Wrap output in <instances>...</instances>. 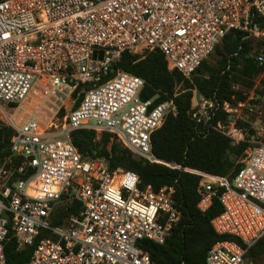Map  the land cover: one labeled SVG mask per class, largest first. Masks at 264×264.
Instances as JSON below:
<instances>
[{
    "label": "built area",
    "instance_id": "built-area-1",
    "mask_svg": "<svg viewBox=\"0 0 264 264\" xmlns=\"http://www.w3.org/2000/svg\"><path fill=\"white\" fill-rule=\"evenodd\" d=\"M233 30L264 41V0H0V114L13 129L12 156L0 169V264H8L12 238L18 250L33 248L24 264H153L143 243L166 244L180 222L176 189L142 188L135 172L84 157L71 134H111L133 155L181 169L152 152L153 134L177 115L174 101L143 100L145 81L111 77L112 66L125 51L158 49L191 79ZM255 58L264 71V48ZM82 95L79 107L60 115ZM48 98L62 105L42 126L37 113ZM193 102L195 119L248 144L233 179L184 169L201 177L198 209L218 199L223 210L212 227L233 238L216 242L206 264H261L248 255L264 239V140L214 125L217 104L197 90ZM223 110L229 114V103ZM16 173L25 179L13 181ZM65 203L80 211L56 226Z\"/></svg>",
    "mask_w": 264,
    "mask_h": 264
},
{
    "label": "trees",
    "instance_id": "trees-1",
    "mask_svg": "<svg viewBox=\"0 0 264 264\" xmlns=\"http://www.w3.org/2000/svg\"><path fill=\"white\" fill-rule=\"evenodd\" d=\"M244 38L239 30L229 33L222 40V46L215 48L221 57L219 64L211 66L205 61L191 79L178 69L170 68L165 55L158 49L125 51L112 66L111 77L126 72L145 81L143 100H154V105L174 101L177 115L169 116L164 126L153 134L152 152L157 160L181 169L137 157L111 134L104 133L99 139L93 131L77 130L71 134L73 145L84 157L105 158L115 171L135 172L142 188L151 186L155 191L164 187L176 189L174 198L182 212L180 222L173 228L166 244L143 243L153 264H206L208 251L216 242L233 240L229 236L217 235L212 227V220L223 210L219 200L215 199L207 212H201L198 209L202 198L201 177L184 169L228 176L230 179L241 169L242 164L238 161L243 158L248 144H235L233 139L195 119L193 100L195 90L204 98L212 99L217 104L212 123L228 125L230 115L223 110L224 103L237 106L248 98L247 93L236 90L235 85H244L251 90L254 79L262 71L255 54L264 48V41ZM179 86L180 90L177 89ZM260 94L263 95L262 92ZM83 97L76 101L74 109L79 107ZM64 114L62 109L60 115ZM245 126L249 128L246 133L243 132ZM234 133L241 137L254 133V130L251 124L240 120ZM12 135L13 129L0 121V164L12 156ZM16 163L19 165L21 161L16 160ZM21 179L25 177L17 173L12 178L13 181ZM79 211L78 203L61 205L56 211L54 225H61L68 216ZM5 252L8 264H24L33 248L18 250L17 242L12 238L6 244ZM248 256L254 261L264 257V239L250 250Z\"/></svg>",
    "mask_w": 264,
    "mask_h": 264
},
{
    "label": "rangeland",
    "instance_id": "rangeland-1",
    "mask_svg": "<svg viewBox=\"0 0 264 264\" xmlns=\"http://www.w3.org/2000/svg\"><path fill=\"white\" fill-rule=\"evenodd\" d=\"M218 46L219 47L222 46V41L220 42ZM220 59L221 57L218 55L216 51H214L211 54V56L208 58L207 64L211 66H217L219 64ZM177 89L180 90L181 87L179 86ZM235 89L236 90L240 89L243 92L247 93L248 98L245 102L238 103L237 106H233V105L231 106L229 104L231 111L229 112V115H230L229 123L226 126L229 127L232 124L233 127L236 128V125L238 124V122L240 120H243L246 123L251 124V128H253L254 130V133L252 134L257 135L262 140H264V71L263 69L261 73L254 79V87L251 90H247V88L244 85H241V86L235 85ZM261 92L263 93V95L260 94ZM58 97L62 98L61 95H58ZM37 100L42 101L40 97H37ZM31 101L33 102L34 100L31 99ZM75 104L76 103L74 102H71V103L65 102V105H63L62 109H64L66 113L71 108H74ZM240 104L242 105L240 106ZM1 105H3L5 108H9L6 104L1 103ZM61 105L62 103L60 102V100L56 101V99L54 98H48L46 102V108L43 110L44 113L42 111L37 113V118H38L39 123L42 126H45L44 123L47 122L46 121L47 117L51 116V111L49 109L54 111L57 109L58 106H61ZM223 106H225V103ZM31 110H33V108H31ZM4 120H5L4 116L0 114V121L5 125ZM243 128H244V131H243L244 133H246L249 130V128H247L246 126ZM232 134H235L234 131H232ZM252 134H249V135H252ZM97 137L99 139L101 135L99 136L97 135ZM233 141L235 144H237L235 140ZM241 160L242 158H240L238 162L240 163ZM2 164H0V169L2 168ZM261 264H264V257L261 259Z\"/></svg>",
    "mask_w": 264,
    "mask_h": 264
},
{
    "label": "water",
    "instance_id": "water-1",
    "mask_svg": "<svg viewBox=\"0 0 264 264\" xmlns=\"http://www.w3.org/2000/svg\"><path fill=\"white\" fill-rule=\"evenodd\" d=\"M103 52L100 53V59H103ZM94 59H96V53L94 54Z\"/></svg>",
    "mask_w": 264,
    "mask_h": 264
},
{
    "label": "bare ground",
    "instance_id": "bare-ground-1",
    "mask_svg": "<svg viewBox=\"0 0 264 264\" xmlns=\"http://www.w3.org/2000/svg\"><path fill=\"white\" fill-rule=\"evenodd\" d=\"M31 194H34V193L31 191Z\"/></svg>",
    "mask_w": 264,
    "mask_h": 264
}]
</instances>
